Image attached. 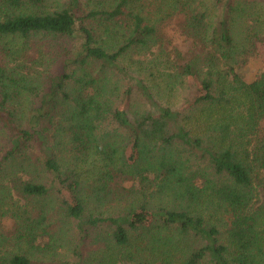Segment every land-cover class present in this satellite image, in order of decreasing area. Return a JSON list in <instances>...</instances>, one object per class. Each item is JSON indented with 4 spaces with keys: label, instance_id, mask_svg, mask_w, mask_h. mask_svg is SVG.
I'll return each instance as SVG.
<instances>
[{
    "label": "trees",
    "instance_id": "obj_1",
    "mask_svg": "<svg viewBox=\"0 0 264 264\" xmlns=\"http://www.w3.org/2000/svg\"><path fill=\"white\" fill-rule=\"evenodd\" d=\"M216 5L0 0V222L18 218L14 236L0 224V264L64 263L24 249L51 212L32 216L13 196L57 201L78 230L75 264L93 247L111 251L105 264H264V71H246L264 47V0ZM167 22L192 49L173 45ZM131 53L162 57L200 93L160 101L122 63ZM116 75L130 82L119 103ZM134 92L142 108L130 109Z\"/></svg>",
    "mask_w": 264,
    "mask_h": 264
},
{
    "label": "rangeland",
    "instance_id": "obj_2",
    "mask_svg": "<svg viewBox=\"0 0 264 264\" xmlns=\"http://www.w3.org/2000/svg\"><path fill=\"white\" fill-rule=\"evenodd\" d=\"M83 1L85 7L89 9L93 6L97 8L96 5H100V3H103L105 0ZM216 2L217 0H203L204 7L212 15H216L218 13ZM160 30L165 35L171 38L173 45L177 46L182 53H186L189 49H192V44L186 41L184 37L180 35L178 29L172 22L163 23L160 26ZM50 44L51 41L48 40V45ZM258 44V55L255 56L253 60L250 59L251 57L249 58L250 61L248 60L246 70L247 72H250L254 75L260 74L264 71V54H261V52H264V47H262L263 45H260V43ZM51 48L53 47L51 46ZM47 52L48 50H45L46 54L44 56V60L37 66V69L39 71H42L43 67L48 62V58L50 56H47ZM122 63L130 69L133 75L140 77L147 83L157 99L174 107H179V105L184 103L186 100H191L197 93H200V91H198L197 82H192L189 79L186 82L184 81V83L182 84L179 82H175V80L171 78V75L173 74L172 70L167 67L168 65L164 62V59L162 57L158 59H156L154 56L145 58L144 54L131 53L128 56L124 57V59H122ZM129 85V80L124 78L122 75L113 76L109 83V89L110 93L114 94L109 93V96L112 95V99L119 103L118 100H116V95L118 93H121L122 96V94L128 89ZM134 93L135 94H132V97L130 96V109L139 107L142 108L143 102L137 96L138 93ZM261 126L264 129V122L261 124ZM66 154L67 151L63 150L62 155L65 156ZM52 196L56 198V195L53 194ZM12 198L10 200V206H16L18 204V206L26 208L32 214V216H35V212L33 210H39V208L43 207L44 205H46L45 207H47L49 209V212H51V217L48 219V222L42 225L40 224V226H43V228L46 227V232L43 233L42 231H40V234L38 236L40 238L38 240L36 238V242L34 243V245L31 246L28 243L24 244V249L49 250L45 252L46 255H43L42 253H39L38 255L40 257L44 256L46 259L64 261L63 264H75L78 259V256H76L75 254V243L77 242V240H79L78 230L74 221H71L70 219L68 220L66 218L64 219L61 213L59 211H56L58 210L57 201L50 197L46 198L45 200H40L39 202H28V200H24L23 198L18 199L17 196H13ZM263 201L264 196H262L260 200H257L256 206H259ZM2 204H5V202ZM4 207L10 208L9 205H6ZM106 208L107 211L111 213L118 211V201L109 203L103 209L106 210ZM17 219L18 218H15L13 215H11V212H9L1 219V229L8 236H14L17 233L15 228L18 224ZM8 247L9 249L17 248L14 240ZM104 253L105 255H107L111 253V251L109 249H96V247H93V249H87L86 251H84L83 255L84 264H105L102 260V255Z\"/></svg>",
    "mask_w": 264,
    "mask_h": 264
}]
</instances>
